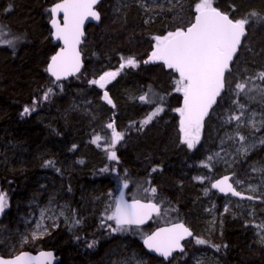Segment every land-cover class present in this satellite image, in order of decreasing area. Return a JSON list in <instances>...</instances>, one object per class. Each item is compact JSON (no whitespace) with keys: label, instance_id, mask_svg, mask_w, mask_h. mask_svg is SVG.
Returning <instances> with one entry per match:
<instances>
[{"label":"trees","instance_id":"1","mask_svg":"<svg viewBox=\"0 0 264 264\" xmlns=\"http://www.w3.org/2000/svg\"><path fill=\"white\" fill-rule=\"evenodd\" d=\"M60 1L0 0V27L7 38H20L14 48L0 45V192L8 198L0 213V255L53 250L61 259L58 264H116V259L137 252L148 258L147 264H191L200 250L193 241L187 255L167 263L145 250L141 232L147 228H133L131 234L113 232L109 225L114 227V221L106 216L127 183L129 195L142 197L131 198L158 203L170 221H183L196 237L201 236L197 223L203 221L195 211L203 212V198L215 196L221 205L226 200L211 182L203 191L201 176H210L213 183L227 173L236 177L244 172L253 182L264 175L252 174L253 164H264V145L228 169L222 165L223 158L216 157L225 147L224 135L239 122L230 117L241 118L243 112L252 111L264 116V80L259 78L264 72V0H213L214 7L231 18L247 17L250 23L225 89L202 123V136L193 149L182 143L177 109L184 105L183 94L175 90L179 76L149 58L153 37L186 29L194 22L198 0H103L98 5L101 23L86 30L83 70L56 81L46 69L59 48L51 37L50 9ZM129 57L138 66L121 70ZM118 70L105 87L112 100L109 104L104 90L91 81ZM245 82L240 92L236 84ZM153 92L157 96L150 98L152 103L140 100ZM158 106L163 111L144 124ZM25 107L35 111L24 114ZM109 123L124 137L114 148L109 147ZM240 131L264 136V127ZM96 135L101 136L99 147L91 143ZM112 151L116 160L108 158ZM153 187L155 195L144 191ZM53 197L67 200L78 224L24 239V217L36 208L31 203ZM262 198L244 201L241 209L224 214L221 231L210 238L216 249L204 247L215 251L220 264H264V243H259L257 227L264 223Z\"/></svg>","mask_w":264,"mask_h":264},{"label":"snow or ice","instance_id":"2","mask_svg":"<svg viewBox=\"0 0 264 264\" xmlns=\"http://www.w3.org/2000/svg\"><path fill=\"white\" fill-rule=\"evenodd\" d=\"M98 2L99 0H61L50 9L55 38L64 44L61 51L52 57L51 63L46 69L56 81L80 71L78 45L83 36L82 26L88 17L95 20L100 19L99 13L95 10V5ZM60 13L63 14L62 21L56 19ZM195 13L194 22L186 29H177L167 35L153 37L155 45L149 58L152 62H162L167 69L178 73L179 79L176 80L175 90L183 94L184 107L177 111L181 117L182 143L186 144L189 149H193L199 142L204 117L207 116L209 109L216 103V98L224 89L225 73L230 70V65L241 45L242 38L247 34L246 26L250 23L247 17L230 18L229 14L214 7L213 0H198L195 4ZM251 15L256 16L257 14L252 13ZM0 37H3L0 38V45L13 48L20 39L19 37L7 38L3 27H0ZM148 62L149 60L145 61V63ZM125 66L137 67L138 65L134 58L129 57L120 65V69L122 70ZM118 74L119 70L105 72L98 80H92L91 83L104 88ZM259 78L264 80V72L259 73ZM246 83H237L236 88L243 92ZM57 86L59 87V85ZM51 91L52 89L49 88L48 93ZM48 93H45L44 100L48 99ZM103 98L107 103L112 104L107 92L104 93ZM140 100L146 103L153 102L147 96H141ZM240 107L243 108V105ZM32 111H35V108H24V114ZM161 111L163 108H156L143 123L148 124ZM229 119L239 121L240 116H232ZM106 127L112 129L109 147L114 148L124 138L123 133L117 131L113 123L107 124ZM240 139L243 140L244 137H240ZM100 140L101 136L96 135L91 143L99 147ZM105 150L107 151V149ZM108 158L116 160V152H109ZM208 159L210 160L212 157ZM204 166L207 167V165ZM152 171H156V169L153 168ZM229 179V177H225L212 184V187L221 192H230L233 196H241L232 183H229ZM124 187H128L127 183L124 184ZM144 191L155 195L157 190L153 187L145 188ZM251 191H255V189L253 188ZM246 198L253 199L252 196ZM7 206V194L0 192V213ZM153 214L161 215V207L158 203L150 201L145 203L139 199H133L131 203H127L121 193L119 199L114 203V210L106 216V219L114 221V227L109 225L113 232H128L133 230V227L139 229L152 218ZM43 215L42 212L41 216L43 217ZM257 227L260 231H264V223ZM37 228H40V224H37ZM186 236H193V233L184 224L177 223L170 227L159 228L150 235L144 236L143 243L149 251L155 252L167 260L174 251H184L181 241ZM33 238H36L35 233ZM261 240L264 241V235L261 236ZM195 242L197 244L207 243L198 238ZM89 247L92 245L90 244ZM41 255L45 256L43 253ZM46 255L49 259L51 258V253ZM0 264H36V261L27 254H21L11 259L0 258Z\"/></svg>","mask_w":264,"mask_h":264},{"label":"rangeland","instance_id":"3","mask_svg":"<svg viewBox=\"0 0 264 264\" xmlns=\"http://www.w3.org/2000/svg\"><path fill=\"white\" fill-rule=\"evenodd\" d=\"M152 94L153 96H146L148 98L157 96L156 92H153ZM183 107L184 105L182 106V108ZM263 127L264 116L261 115L258 111L242 113L237 127H234L236 129L233 131L234 135L231 137L229 136L230 133L224 135L225 147L222 151H218L216 154V157L223 158L220 160L222 161V165L224 168L228 169L234 166H239L241 162L240 157L250 154L251 152H254L257 147H262L264 145V136L261 137L255 133L242 132L238 128L260 129ZM202 131L203 124L200 130V138L202 136ZM240 137H244V139L239 141L238 139ZM222 152L224 153L222 154ZM220 154L222 155L220 156ZM253 168L254 171L252 172V174L264 172V164L262 166L253 164ZM199 179L202 183L201 189L203 191L205 190V186L208 182H211V185L213 184L210 176H201ZM250 180L251 179L247 177L244 172L243 174H236V184L240 187V190L252 195L253 201H262V196L264 195V175H262L261 178L256 182ZM237 181H239V183H237ZM253 188L255 189V191H251V189ZM130 197L142 198L139 194H135V196L130 195ZM203 200H205V207L203 212L199 214V212L195 211L197 216L203 221L197 223L199 224L198 226L200 227L202 233V235L197 236V238L203 239L207 243L197 244L194 241L195 245L199 247L200 250L197 251L192 257V264H220V259L215 253V251L208 250L204 247L208 246L210 247V249H216V247L213 246L210 238L213 239L214 237L212 235L214 234L215 236L216 232L221 231L224 214H226L227 212H231L235 209H241L244 205V201H239L236 199L234 201L231 198H227L224 201V204L221 205L220 203H218L217 200H215V196L203 198ZM31 204L34 205L36 208L29 216L24 217L25 228L22 231V237L24 239H27L29 235H33L34 233L36 234V237L44 236L50 233L52 231V228L56 229L61 225L68 224L76 225L79 222L75 215V211L71 208V206L65 199L60 200L53 197L44 203L33 202ZM42 212L44 213L43 217L41 216ZM169 221L170 217L167 214L162 213L160 216H157L155 220L157 226L167 224L169 223ZM37 224H40L39 229L37 228ZM130 231L123 233H130ZM141 233V239H143L144 236L147 235L148 231H142ZM262 235H264V231H259V243L261 244L264 243V241L261 240ZM124 245H122V247ZM116 251L118 250L116 249ZM116 254H119V252H116L115 255ZM145 262V257H140L137 252H132L129 255L118 260L117 264H145Z\"/></svg>","mask_w":264,"mask_h":264},{"label":"water","instance_id":"4","mask_svg":"<svg viewBox=\"0 0 264 264\" xmlns=\"http://www.w3.org/2000/svg\"><path fill=\"white\" fill-rule=\"evenodd\" d=\"M102 1H103V0H99V2L95 5V10L99 13L100 19H99V20H95V19H93V18H91V17H88L87 19H85V21H84V23H83V26H82L83 36L81 37V43L78 45V50H79V52H80V62H81V68H80V71L77 72V73H75V74H73V75H69V76H67V77H64V78H62V79H70V78L74 77L75 75L79 74V73L83 70V68H84V66H85V62H84V54H83V52H82V46H83L85 40L88 38V35H87V33H86V30H87V27H88L89 25H91V24H93V25H99V24L101 23V21H102V17H101V13H100V11L98 10V5H99ZM60 2H61V1H60ZM221 12H222V11H221ZM62 16H63V14L60 13V14L57 15L56 19L62 21ZM230 18H231V17H230ZM50 27H51V29H52L51 37H52V39H53V41H54V44L57 45V46H59V48H58V50H57V52H56V54H57V53H59V52L61 51V49L64 47V44H63L62 41H59V40H57V39L55 38V35H54V33H55V29L52 27V22H51V24H50ZM244 38H245V37L242 38V41H243ZM241 43H242V42H241ZM240 46H241V45H240ZM239 48H240V47H239ZM238 52H239V49H238V51H237V53H236V55H235V57H234V59H233V62H232L231 65H230V70H229V71H226V73H225V84H224V89H225V85H226V76H227V74L231 71V69H232V64L234 63L235 59L237 58V56H238ZM56 54H55V55H56ZM55 55H54V56H55ZM50 63H51V61H50ZM50 63H49V64H50ZM177 74H178V73H177ZM53 78H54V77H53ZM224 89L221 91L220 95L216 98V103L213 104L212 107L209 109L207 116L209 115V113H210V112L214 109V107L216 106V104H217V102H218V99H219V97L222 95ZM207 116L204 117V120L207 118ZM204 120H203V122H204ZM203 122H202V123H203ZM225 177H229V178H230V179H229V183H232V185H233V187L236 189V191H238V192L241 193V196H233L230 192H227V193H225V192H221V191H220L219 189H217V188H215V190H216V191H217L222 197L232 196V197H234L236 200H239V201H248L249 199H247L246 197H248V196H252V195H250V194H248V193H245V192H241V191H239V190L235 187L234 182H233L234 175H233L232 173H227V174H224L223 176H220L219 178H217V179L215 180L214 183H216L217 181H220V180L224 179ZM121 193H123V198H124V200H125L127 203H131V202L133 201V199H129V198L127 197V188H123L122 191L120 192V195H121ZM120 195H119V197H120ZM242 197H243V198H242ZM252 197H253V196H252ZM139 200H141V202H145V203H146V202H149V201L142 200V199H139ZM150 202H152V203H156V202H153V201H150ZM155 216H156V215L153 214L152 218H151L149 221H147V223H145L144 225H142V226H140V227H146V226H149L150 223H151V221L154 219ZM174 224H177V223H174ZM182 224H184L185 227H187V228L193 233V236H186V238H185L184 240L181 241V244H182V246H183V248H184V242H185L186 240L193 239L194 236H195V232H194L192 229H190L185 223H182ZM171 225H173V224H170V225H169V224H168V225H163V226H160L159 228H162V227H170ZM159 228H157L155 231H157ZM155 231H153V232H155ZM153 232H152V233H153ZM150 234H151V233H150ZM150 234H149V235H150ZM143 246L145 247L144 243H143ZM145 249H146L151 255H153V256H155V257H158V258H162V259H164L163 257L159 256L157 253L149 251L148 248L145 247ZM176 252H181V251H179V250L174 251L173 254H172V256L169 257L166 261H171L172 257L174 256V254H175ZM42 253L45 254V256H42V255H41ZM48 253H51V258H50V259H49V258L47 257V255H46V254H48ZM21 254H27L28 256L32 257L33 260L36 261V264H58V263L60 262V260H61L60 257H58V256L56 255V252L53 251V250H41V251H38V252L23 251V252H20V253L17 254V255H21ZM17 255H15V256H17ZM15 256H12V257H6V256H1V255H0V258L11 259V258H14ZM164 260H165V259H164Z\"/></svg>","mask_w":264,"mask_h":264},{"label":"flooded vegetation","instance_id":"5","mask_svg":"<svg viewBox=\"0 0 264 264\" xmlns=\"http://www.w3.org/2000/svg\"><path fill=\"white\" fill-rule=\"evenodd\" d=\"M91 25H93V24H91ZM126 60V59H125ZM125 60H123V62L122 63H124L125 62ZM121 63V64H122ZM106 87V86H105ZM105 87L104 88H101V89H103L104 90V93L105 92H107L108 93V91L105 89ZM162 96H164V95H162ZM233 174V173H232ZM234 175V174H233ZM221 176H223V175H221ZM220 177V176H219ZM218 177V178H219ZM216 180V179H215ZM215 180L213 181V184H214V182H215ZM233 182H234V185H235V187L239 190V191H241L240 190V187L236 184V177H235V175H234V178H233ZM215 189V188H214ZM241 192H244V191H241ZM218 193V192H217ZM219 194V193H218ZM119 195H120V193L118 194V198L117 199H119ZM220 195V194H219ZM221 196V195H220ZM127 197L129 198V199H133V198H131L130 197V195H129V191L127 190ZM225 199H227V198H231V199H235L234 197H232V196H228V197H224ZM156 218H157V215L154 217V220H156ZM153 220V221H154ZM174 223H185V222H183V221H179V220H177V221H169V223H167V224H163V225H170V224H174ZM186 224V223H185ZM163 225H160V226H163ZM187 225V224H186ZM160 226H158V227H160ZM190 229H192V227H190L189 225H187ZM157 225H154L153 224V222L149 225V226H146V227H140V229H144V228H147V231H148V233H147V235H149L150 233H152L153 231H155L157 228ZM133 228H135V227H133ZM194 232H195V230L194 229H192ZM129 234H131V233H129ZM129 237H131V238H135V236L134 235H129ZM197 237H196V235L194 236V238L193 239H190V240H186L185 242H184V251L183 252H176L175 254H174V256L172 257V259H171V261H166V260H164V259H162V260H164L165 262H167V263H171L172 261H174V259L176 258H178V256L179 255H182V254H184V255H187L188 254V250H189V246L192 244V242H189V241H195V239H196ZM144 239V238H143ZM143 241V240H142ZM143 243V242H142ZM56 255H57V253H56ZM58 256V255H57ZM59 257V256H58ZM153 257H155V256H153ZM157 258V257H156ZM158 259H160V258H158ZM61 261V260H60ZM147 262H148V260L145 262V264H147Z\"/></svg>","mask_w":264,"mask_h":264},{"label":"bare ground","instance_id":"6","mask_svg":"<svg viewBox=\"0 0 264 264\" xmlns=\"http://www.w3.org/2000/svg\"><path fill=\"white\" fill-rule=\"evenodd\" d=\"M152 1L158 3L160 0H152ZM238 129L240 130V128H238ZM234 130H236V129H234ZM234 130H231L230 132H227V133H230V134H229L230 137L234 135V134H233V131H234ZM153 220H154V219H153ZM153 220L151 221V223L153 222V224L156 225L155 220H154V221H153ZM151 223H150V224H151ZM157 227H158V226H157ZM158 228H159V227H158ZM144 248H145V247H144ZM190 248H191V247H190ZM195 249H196V248H195ZM145 250H146V249H145ZM146 251H147V250H146ZM147 253H148L149 255H151L148 251H147ZM195 253H196V252H195ZM195 253H194V255H195ZM151 256H153V255H151ZM123 257H125V256H123ZM123 257L116 259L115 263L117 264V261L120 260V259H122ZM157 258H158V257H157ZM147 260H148V258H146V261H147ZM160 260H162V258H160ZM147 263H148V262H147ZM191 264H192V262H191Z\"/></svg>","mask_w":264,"mask_h":264}]
</instances>
